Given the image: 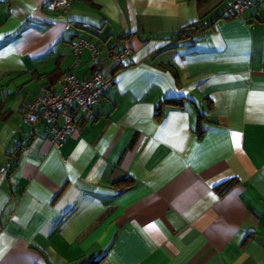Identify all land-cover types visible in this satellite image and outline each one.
<instances>
[{"label":"crops","instance_id":"0c3cea01","mask_svg":"<svg viewBox=\"0 0 264 264\" xmlns=\"http://www.w3.org/2000/svg\"><path fill=\"white\" fill-rule=\"evenodd\" d=\"M49 1L0 0V264H264V0ZM95 66L113 83L59 146L21 121Z\"/></svg>","mask_w":264,"mask_h":264},{"label":"built area","instance_id":"2783aa9c","mask_svg":"<svg viewBox=\"0 0 264 264\" xmlns=\"http://www.w3.org/2000/svg\"><path fill=\"white\" fill-rule=\"evenodd\" d=\"M253 3L254 0H232L226 7L225 14L227 16L241 14ZM69 4L70 0L49 1L51 8L63 11L68 8ZM73 25L77 26L78 29L84 27L95 34L100 32L98 26L91 24L66 23L65 27L68 29ZM68 45L76 60L84 50L88 51L93 60H98L99 49L96 43L85 39L79 32H76ZM129 54L130 51L128 49L112 51L110 58L113 61L120 62ZM112 83L113 78L104 77L99 66L93 67L90 76L85 79L78 78L72 72H65L57 80V90L46 88L23 106L21 121L25 124L37 121L44 122L47 126L51 143L57 147L67 136L75 132L79 114L85 117L91 116L94 104Z\"/></svg>","mask_w":264,"mask_h":264},{"label":"trees","instance_id":"16d2710c","mask_svg":"<svg viewBox=\"0 0 264 264\" xmlns=\"http://www.w3.org/2000/svg\"><path fill=\"white\" fill-rule=\"evenodd\" d=\"M188 28H190V27H188ZM168 102L171 104H174V105H181V103H182L181 100H176V99L169 100ZM235 183H236L235 179H230V180H227V181L221 183L220 185L216 186L215 188L220 194H222L223 192H225L227 189H229Z\"/></svg>","mask_w":264,"mask_h":264}]
</instances>
